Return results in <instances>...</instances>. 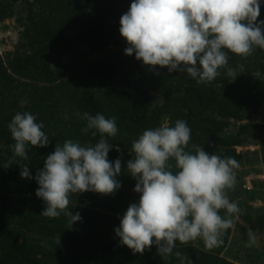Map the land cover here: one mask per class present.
I'll use <instances>...</instances> for the list:
<instances>
[{
    "label": "trees",
    "instance_id": "16d2710c",
    "mask_svg": "<svg viewBox=\"0 0 264 264\" xmlns=\"http://www.w3.org/2000/svg\"><path fill=\"white\" fill-rule=\"evenodd\" d=\"M131 2L0 0V20L15 16L20 29L15 49L0 54V264H180L175 255L163 260L155 245L143 254L134 253L120 244L114 231L128 206L140 197L133 191L136 180L125 170L131 142L148 128L165 122L174 126L178 119L191 129L190 150L194 151L192 145L205 149L215 134L219 139L213 153L239 162L236 183L226 193L241 212L219 247L208 249L198 238L186 244L177 241L174 252L187 257L185 264H263L249 249L245 263L223 252L238 241L247 242L249 228L264 233V205H256L262 182L254 178L252 188L246 187L245 170L264 159V122L251 120L264 105V50L257 47L247 58L229 52L228 67L236 69L235 79L221 68L214 81L198 85L186 73L152 69L135 54H124L127 43L119 32L120 17ZM257 19L264 20V0ZM136 69L157 90V98L134 88ZM85 111L116 118L117 135L105 138L113 144L108 159L121 158L117 179L122 186L109 195L73 194L69 210L82 219L69 229V218L63 214L52 219L40 215L45 204L35 195L34 177L57 143L98 142L99 134L81 132L85 122L78 114ZM17 112L35 115L50 142L46 147L29 146L27 159L16 157L5 167L15 143L8 124ZM233 121L240 122L234 130L228 128ZM247 143L259 148L238 149ZM23 165H28L32 179L21 178ZM225 212L221 209L219 214L223 217Z\"/></svg>",
    "mask_w": 264,
    "mask_h": 264
},
{
    "label": "clouds",
    "instance_id": "9594fccd",
    "mask_svg": "<svg viewBox=\"0 0 264 264\" xmlns=\"http://www.w3.org/2000/svg\"><path fill=\"white\" fill-rule=\"evenodd\" d=\"M260 7L261 0H132L120 17L119 32L127 43L124 54H135L152 69L186 73L198 85L214 81L221 68L235 79L236 69L228 67L229 52L247 58L257 47L264 50V20L257 19ZM238 67L243 70V65ZM78 116L85 122L81 132L99 134L98 142L57 143L34 177L35 195L45 204L40 215L52 219L63 214L69 218V229L82 219L79 212L69 210L73 194L109 195L122 186L117 179L121 158L108 159L113 144L105 138L117 135L116 118L87 111ZM36 120L30 112H17L8 124L15 143L5 167L16 157L27 159L29 146H48L44 124ZM190 138L187 122L178 119L174 126L165 122L148 128L131 142L125 170L136 180L133 191L140 197L128 206L114 231L120 244L134 253L143 254L155 245L163 260L175 255L185 264L187 257L174 252L177 241L186 244L199 238L208 249L219 247L238 218L235 214L241 212L226 193L236 183L234 169L239 162L197 145L190 150ZM115 150L121 151L118 146ZM20 169L22 179L33 178L28 165ZM221 209L226 210L223 217ZM248 237L246 246L251 247L257 242L251 228Z\"/></svg>",
    "mask_w": 264,
    "mask_h": 264
},
{
    "label": "rangeland",
    "instance_id": "374dc122",
    "mask_svg": "<svg viewBox=\"0 0 264 264\" xmlns=\"http://www.w3.org/2000/svg\"><path fill=\"white\" fill-rule=\"evenodd\" d=\"M19 27L18 24L15 21V16L8 17L4 20H0V54H4L6 51L14 50L18 40H19ZM241 75H244L242 73ZM249 79V76H248ZM249 119H246L248 121ZM252 121L256 122H264V105L261 106L260 110L257 114H255L252 118ZM240 125V122L233 121L228 128L229 129H237ZM240 150H246V149H256L259 148V145L247 143L242 146H240ZM260 159V158H259ZM245 170L248 172L246 176L249 175H255V178L258 179V181H261V187L258 189L257 195L260 197L256 203V205L263 206L264 205V159L259 162V164H253V165H247L245 167ZM238 188H239V182H238ZM240 199H242V196H240ZM243 200V199H242ZM236 233L232 235L231 238H234ZM257 236V242L251 246V247H244L246 246L247 242L238 241L239 245H243L241 247L238 246V243L235 245L228 246L225 251L223 252V255L225 257H231L232 259L238 260L239 262L245 263V259L249 258L246 254V250L249 249L252 256H257L256 260L258 262H261L264 264V233H258L255 234ZM239 247V248H238ZM246 248V249H245Z\"/></svg>",
    "mask_w": 264,
    "mask_h": 264
},
{
    "label": "water",
    "instance_id": "95a60500",
    "mask_svg": "<svg viewBox=\"0 0 264 264\" xmlns=\"http://www.w3.org/2000/svg\"><path fill=\"white\" fill-rule=\"evenodd\" d=\"M134 74L138 78V82L134 87L135 89H140L145 95H147V93L149 92L151 94V96L149 97H152V98H157L159 96V93L157 92V90L151 87V84L148 82L147 77L143 75L139 71V69H136L134 71ZM218 139L219 138L217 137V135L212 134L208 139V142L205 147V151H207L209 154H213V150L216 146Z\"/></svg>",
    "mask_w": 264,
    "mask_h": 264
},
{
    "label": "built area",
    "instance_id": "2783aa9c",
    "mask_svg": "<svg viewBox=\"0 0 264 264\" xmlns=\"http://www.w3.org/2000/svg\"><path fill=\"white\" fill-rule=\"evenodd\" d=\"M241 148L240 146L238 147V149ZM255 178V175H249V178L248 176H246V187L248 188H252V180Z\"/></svg>",
    "mask_w": 264,
    "mask_h": 264
},
{
    "label": "flooded vegetation",
    "instance_id": "af4514ba",
    "mask_svg": "<svg viewBox=\"0 0 264 264\" xmlns=\"http://www.w3.org/2000/svg\"><path fill=\"white\" fill-rule=\"evenodd\" d=\"M147 96L149 97V96H151V94L148 92V93H147Z\"/></svg>",
    "mask_w": 264,
    "mask_h": 264
}]
</instances>
